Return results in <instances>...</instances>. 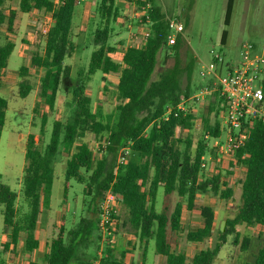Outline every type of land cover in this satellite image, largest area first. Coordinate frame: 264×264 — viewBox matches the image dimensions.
<instances>
[{
  "label": "trees",
  "instance_id": "obj_1",
  "mask_svg": "<svg viewBox=\"0 0 264 264\" xmlns=\"http://www.w3.org/2000/svg\"><path fill=\"white\" fill-rule=\"evenodd\" d=\"M116 1L101 0L98 6L99 22L92 36L93 44L98 47L92 51L88 66L81 67L76 73L71 89V116L65 123L54 121L50 141L43 150L37 145L36 135H28L27 166L23 177V195L30 204L27 213L19 216L16 207L18 194L1 181L0 175V213L8 236V240L3 243V251L8 250L11 244L15 247L22 233L26 240V251L38 247L35 229L41 200L43 195L47 197L52 192L55 163L60 149L66 150L68 155L67 178L83 183L84 193L91 195L89 212L92 216L82 215L69 229L62 224L57 235L52 238L50 250L43 262L32 264H92L93 258L99 259L100 264H125L128 250H122L118 256L113 247L107 245L100 258L97 255L102 236L99 228V203L107 195L121 202L127 216L125 223L130 224L132 233L140 243L155 241L156 252L165 257V264H213L231 235H234L233 242L240 244L242 251L249 250L252 236H243L237 227L242 224L264 225V123L257 121L254 124L246 144L236 151L230 161L231 166L246 167L241 200L235 215L226 219L224 227L219 230L215 246L197 251L188 263L186 253L174 250L169 238L170 230L178 231L182 227L185 202L178 201L171 214L166 210L157 212L155 203L160 187H163L165 195L176 192L186 200L189 211L200 212L203 223L196 230L187 232L186 238L190 242H204L208 239L213 233L215 222L214 207L197 204L198 194L212 191L221 198L230 199L234 190L222 180L220 171L212 176L203 172L202 157L209 150L205 139H200L194 146L192 139L177 136L179 128L192 129L196 119L192 112L185 114L178 110L182 99L193 95L190 85L193 62L190 61L184 68L180 65L182 35L178 34L174 45H167L172 19L153 0L150 36L145 44L140 47L128 46L121 62L114 60L111 53L116 48L108 43L113 32L112 23L121 13ZM81 2L65 0L56 6L54 0H20L19 9L11 8L8 13L4 7L5 0H0V30L6 25L9 32H16L19 12L37 9L52 14L44 53L34 52L31 57V66L44 69L37 105L44 101L46 109L50 111L55 108L62 75L71 74V66L65 65L64 61L78 50V45L71 39V33L75 8ZM233 4L234 0H228L226 25L230 23ZM226 37L227 30H223V44ZM14 47L12 40L0 45V80ZM164 50L166 59L174 51L176 62L159 79L154 80L159 56ZM183 69L188 76L186 88L181 87L179 78ZM29 70L28 66H21L20 77L25 78ZM98 70L119 75V102L113 122L105 121L94 111L92 98L86 92L88 82ZM32 90L33 86L26 79L20 81L19 94L22 98L27 97ZM224 101L220 91H215L209 115L204 119V126L212 137L222 135L220 127ZM8 102L7 98L0 95V140ZM169 108L171 112L166 117ZM47 121L48 114L43 112L42 134ZM103 131H107L109 136L104 148L106 153L100 157L95 156L85 141L77 143L88 132L98 134ZM124 147H129L132 157L127 163L119 164L117 156ZM117 213L113 216L115 222L118 219ZM144 249L147 250V247L144 246ZM15 254L16 251L12 250L11 259ZM0 264H4V260L0 259ZM243 264H264V245L259 247L253 260Z\"/></svg>",
  "mask_w": 264,
  "mask_h": 264
},
{
  "label": "rangeland",
  "instance_id": "obj_2",
  "mask_svg": "<svg viewBox=\"0 0 264 264\" xmlns=\"http://www.w3.org/2000/svg\"><path fill=\"white\" fill-rule=\"evenodd\" d=\"M54 2L57 6L58 0H54ZM100 3L101 0H82L75 8V13L78 11L79 13L75 16L71 39L75 44L79 43L78 50L67 56L64 61L65 65L71 66V74L69 76L62 75L56 105L52 111L46 109L44 101L37 105L36 100L40 92L44 69L32 67L31 72L25 78H21L18 73L23 64L30 63L34 52L44 53L46 35L52 24L50 12L32 11L30 14L24 15L21 26H18L16 32H9L6 25L0 30V45L7 40L16 41L20 45L19 52L13 53L9 58L8 66L12 68L5 71L4 79L0 81V92L10 102L8 121L3 128L0 141V175L2 177L1 181L8 184L16 192L20 191L21 196L23 194V169L27 160L24 149L18 143V137L22 134L27 138L30 133H34L38 147L43 150L50 141L54 121L61 120L65 123L71 116V89L76 73L81 67L88 66L92 51L98 47L93 44L92 36L99 22L98 6ZM123 3L122 0L116 1L121 11L120 18L126 23H118L116 22L117 20L112 23L113 33L110 40L111 44L119 48H121V45L118 46L120 42L123 43L124 47L137 45L138 42L134 41L136 35L132 30L143 25L142 22L132 16V10L130 9L129 11V7L127 9L124 8L126 11H122ZM155 3L176 23L184 24V30L180 32L183 40L179 58L182 68L186 67L190 61L193 62V75L190 84L191 93L193 94L199 92L207 83V78L203 77L200 72L203 65L212 61L213 50L220 52L225 57V61H231L239 58L243 42L263 43L264 41V0H234L228 25L225 24L228 0H155ZM19 4L20 0H5L4 7L6 12L9 13L11 8L19 9ZM147 27L149 28V25ZM223 30H227L224 44L221 42ZM165 53L166 51L164 50L159 56V63L153 75L154 80L159 79L161 74L166 69L173 67L176 62L174 51L169 53L170 57L167 59L165 58ZM116 57L119 59L120 55ZM179 78L181 87L186 88L188 76L185 69L181 70ZM22 79H26L33 86V90L25 98H22L19 94V84ZM116 80L117 77L114 73L105 74L102 70H98L88 82L86 90L92 98L94 111L107 122L114 121L116 106L119 102ZM214 92L210 93L199 103L190 101L186 104L188 111L192 112L196 119L192 129L179 128L177 136L183 139H192L194 146L197 145L200 139H205L209 146L208 156H211L214 160L209 162L210 158H208L209 166L205 173L212 176L220 171L222 180L233 188V197L224 199L219 195H215L212 191L198 194L197 204H209L215 210L213 233L203 243L190 242L186 238L189 230H196L203 223V218L199 212L187 209L186 200L182 199L176 192L171 195H165L163 187H160L155 203L157 212L166 210L168 214H171L178 201L183 200L185 202L183 205L182 227L178 231L170 230L169 238L174 250H181L186 253L188 263L201 248L215 246L219 230L224 227L226 219L236 213L241 200L240 181L244 176V166H231L230 159H220L218 151L210 145L212 140L207 137L211 136V133L204 126V119L209 115V107L214 99ZM43 112L48 114L44 134L41 132ZM211 121L212 123L214 122L213 113L211 114ZM222 126L223 123H221L220 127L222 135L226 136L227 132L222 129ZM108 136L109 133L107 131L98 134L88 132L82 139H78L77 143L85 141L92 148L95 156L100 157L106 153L103 144L107 142ZM66 157L67 151L60 149L56 160L55 185L51 196H48V204L52 208V215L54 213L56 215L59 212L61 204L63 207L65 206L62 203L65 202L63 198L64 178L60 177L59 174L63 172ZM131 157L132 153L130 152L128 160ZM70 184L66 202L69 204L68 206H71V210L73 208V211H76L72 215L77 217V220L68 215L64 220L66 228L74 226L82 215L92 216L91 212H89L91 195L84 193L85 185L75 180H71ZM18 208L19 216H22L25 208L22 201L19 202ZM117 208L118 219L115 226L112 227L111 236L108 237L101 232L100 248L97 252L98 258H100L105 247L110 245L118 256L122 250L127 249L130 251L129 253L133 255L135 253V259L139 260L142 258L144 246L142 244L139 245V239L132 233L130 224L125 223L127 216L123 205L120 203ZM2 226L3 221L0 217V234ZM57 233L56 230L53 236ZM233 240L234 235L228 237V242L223 247L221 255L219 254L220 257L218 256L215 259L214 264H243L247 260H253L259 247L264 244V235L253 239L252 248L246 255L241 250L240 244H235ZM147 245L148 264H153L156 255V243L153 240ZM26 258L23 251H20L15 263H27L28 259ZM95 260L96 258H93V261ZM161 262L159 263L161 264ZM162 264L164 263L162 262Z\"/></svg>",
  "mask_w": 264,
  "mask_h": 264
},
{
  "label": "built area",
  "instance_id": "obj_3",
  "mask_svg": "<svg viewBox=\"0 0 264 264\" xmlns=\"http://www.w3.org/2000/svg\"><path fill=\"white\" fill-rule=\"evenodd\" d=\"M64 1L58 0V5ZM122 1L132 9V16L143 25L148 26L151 23L150 10L153 7V0ZM171 24L172 28L167 36L169 46L176 43L178 34L184 30L183 23L178 24L175 20H171ZM143 34L146 41L150 36V29L148 27L144 29ZM200 74L207 78L208 83L189 98H183L178 110L185 114L189 113L187 103L190 101L199 103L210 93L219 90L225 99L221 116L222 129L227 133L226 136L207 137L212 140L210 145L218 151L219 158L222 160L228 158L231 161L236 151L246 144L254 124L257 121L264 123V48L255 42H243L239 58L231 61H225V57L220 52L213 50L212 61L203 65ZM170 112L171 108L168 109L166 117ZM107 144L108 142L103 146L106 147ZM129 153V147L122 148L118 154V163H127ZM208 155L202 157L203 172L208 169L210 160H213ZM208 158H210L209 162ZM120 203L111 195L100 201L99 228L103 235L111 236L112 227L116 223L113 216L118 212L117 206ZM92 264H100V260L97 259Z\"/></svg>",
  "mask_w": 264,
  "mask_h": 264
},
{
  "label": "crops",
  "instance_id": "obj_4",
  "mask_svg": "<svg viewBox=\"0 0 264 264\" xmlns=\"http://www.w3.org/2000/svg\"><path fill=\"white\" fill-rule=\"evenodd\" d=\"M128 7L129 6H127V5H125L123 3L122 4V11L124 10V8L127 9ZM128 9L130 11L131 8H128ZM32 11L33 12H38L39 10L35 9V10H32ZM32 11L26 12V13L25 12H19V14H18L19 22L17 24V28H18V26L19 27L21 26V22H22V19L24 18V15L30 14ZM124 11H126V10H124ZM78 13H79V11L76 12V13L74 12V16H73V26H74V23H75V16ZM49 14L51 15L50 17L52 19V14L51 13H49ZM116 22H118V23H126L120 17L117 19ZM72 29H73V27H72ZM144 29H145L144 26H141V27H135V29L132 30V32H134L135 35H136L134 41H137L138 43H137V45L134 44V45H130V46H138V47H140V46H143L145 44L146 41H145L144 34H143L144 33ZM183 35H184V33H183ZM111 38H112V35H111ZM111 38L109 39V43L108 44L111 45V46H114L116 48L111 53V56L113 57L114 60H116L118 62H121L122 57H123V54L126 51V49H127L128 46L127 47H124L123 46V43L120 42V43H118L119 44L118 46L121 45V48H119L116 45H113V44L110 43ZM13 42L15 43V47H14V50H13L12 54L19 52V46H20L18 43H16V41H13ZM78 44L79 43H77V45ZM257 44L260 45L262 48H264V41H263V43H257ZM117 55H120V58L119 59H117V57H116ZM8 64H9V61H8ZM22 66H28L30 68L29 72H31V68L33 67V66H31V60H30V63L29 64H23ZM10 68H12V67L7 66L4 69L3 74H2V77H1V80L4 79V73H5V71L7 69H10ZM34 68H37V67H34ZM19 70H18V73H19ZM105 74H111V73H105ZM114 74L117 77L116 82H117V85H118L119 75L117 73H114ZM205 86H206V84H205ZM0 95L4 96L3 93H1V92H0ZM4 97L7 98L6 96H4ZM36 100H37V98H36ZM8 101H9V99H8ZM9 104H10V102H8V109H7V112H6V122L8 121L7 118H8ZM6 122H5V124H6ZM222 136H224V135H222ZM18 141H19L18 143H20L21 146H22V148L24 149L25 156H26V146H27L28 137L25 138L24 135L20 134L19 137H18ZM67 159H68V155L66 157V164H65V166H63V172L59 174L60 177H63L64 178L63 198H64V201L65 202H62V203H64L65 206L63 207L62 204H61L60 205L61 206V209L59 210V212H57L56 215H55V213H54V215H52V208L48 204L49 197L48 196L45 197L44 195L42 196L40 214H39V218H38V221H37V226H36V229H35V238L38 241V247L37 248L33 249L32 251H26L25 250V242H26V240H25V237H24V233H22L21 239H20V241L18 242V244L15 247H14V245L11 244L8 250L3 251V243L8 240V236H7V230L5 229L3 215L0 213V217L2 218V221H3V226H2L1 234H0V237H1L0 238V247H1V249H0V259L1 260H4V264H14L16 262V258H18V256L20 255V251H23L24 257H27L26 259H28V260H27V263H24V262L22 263L21 262V263H17V264L42 263L43 260H44V258H45V255L50 250V243H51L52 238L57 235L56 234V235L53 236V234L55 233L56 230H57V232L59 231V229L62 226V224L65 225V222H64L65 218H67L68 215H71L73 217V219L76 218L75 220H77V217H75L74 215H72V213L75 214L76 211H73L74 210L73 208L71 210V206H68L69 204L66 202V200L68 198L69 187L71 185L70 184V181L72 180V179H68L67 176H66ZM26 166H27V163L24 165L23 172H25ZM245 172H246V167H244V175H245ZM55 174H56V163H55V172H54L53 188H54V185H55V176H56ZM23 175H24V173H23ZM243 178H244V176H243ZM242 179L240 181L241 182V184H240L241 195H242ZM66 187H67V190H66ZM53 188H52V191H53ZM17 194H18V198H17V201H16V207H17V209L19 210V208H18L19 202L22 201V204L25 207L23 209V213H27L29 211V209H30L29 201L26 199V197L23 194L21 196L20 191L17 192ZM49 196H51V194ZM240 199H241V196H240ZM207 205H209V204H207ZM197 212H199V211H197ZM53 216H55V217H53ZM59 218H61V219H59ZM201 225H199V227ZM67 229H69V228H67ZM237 229H238V231L243 236L244 235H249V236H252L253 239L259 238L261 235H264V225H261V224H257L255 226H247L246 224H242V225H239L237 227ZM256 235H258V236H256ZM151 241H153V240H150L149 243ZM149 243L146 242V241H143V243H140L139 245L142 244L143 246L148 247L147 244H149ZM198 243H203V242H198ZM262 245H264V244H262ZM224 246H225V244L222 246L219 254L222 252V249H223ZM251 248L252 247H250L249 250H247V251H243L245 253V255L251 250ZM12 250H15L16 251V256L13 259H11V252H12ZM125 250H127V249H125ZM129 252L130 251L128 250V252L126 254V257H125V264H148V259H147L148 249L147 250L144 249V251L142 253V258L139 259V260L138 259L137 260L135 259V253L133 255L132 253H129ZM160 257H162V258H160ZM161 261L165 264V257L163 255H161V254L160 255L157 254V252H156L155 259L153 260V264H160L159 262H161ZM247 261H251V260H247ZM247 261H245V262H247ZM162 262H161V264H162Z\"/></svg>",
  "mask_w": 264,
  "mask_h": 264
}]
</instances>
